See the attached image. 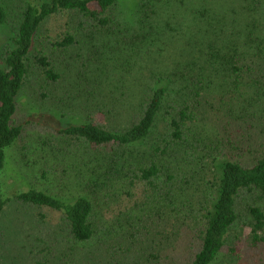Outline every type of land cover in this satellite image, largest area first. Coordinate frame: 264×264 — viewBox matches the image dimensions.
Returning a JSON list of instances; mask_svg holds the SVG:
<instances>
[{"label": "trees", "instance_id": "obj_1", "mask_svg": "<svg viewBox=\"0 0 264 264\" xmlns=\"http://www.w3.org/2000/svg\"><path fill=\"white\" fill-rule=\"evenodd\" d=\"M121 1L0 0V24L11 28L0 47V264L11 200L43 222L45 244L88 251L117 242L134 260L151 251L157 264H246L245 248L264 245V142L254 151L237 137L264 120V16L255 17L264 0H244L232 28L228 11H217L206 30L208 0H136L130 14ZM74 48L81 68L96 64L75 87L87 93L83 119L55 126L39 145L73 183L8 197L7 150L28 148L18 96L35 71L67 88L60 62ZM64 259L71 264L69 252Z\"/></svg>", "mask_w": 264, "mask_h": 264}, {"label": "rangeland", "instance_id": "obj_2", "mask_svg": "<svg viewBox=\"0 0 264 264\" xmlns=\"http://www.w3.org/2000/svg\"><path fill=\"white\" fill-rule=\"evenodd\" d=\"M212 1V4H211ZM124 10L127 14H130L136 3V0H122L121 1ZM208 6H211L214 10L210 11V18L206 25L201 26L203 30H206L210 22L213 20V16L217 11L223 9L228 11L229 17L227 18V27L232 28L238 25V20L241 22L242 2L244 0H208ZM17 3V0L14 2ZM11 6H16L12 4ZM255 12L256 19L260 22L264 16V3ZM214 11V12H213ZM254 14L252 18H255ZM174 18H171V21ZM174 21V20H173ZM264 21V20H263ZM262 22V21H261ZM188 24V23H187ZM217 27L219 25L214 23ZM225 26V27H226ZM47 27L54 37H59L63 32V26L59 25V22H49ZM185 29L188 33H197V29L194 26H189ZM11 33V28L0 24V47L6 42ZM226 31V35H227ZM222 34V33H221ZM198 35V34H197ZM201 34L200 36L202 37ZM236 34H234L235 37ZM206 38L207 35H204ZM205 37H202L204 40ZM200 39V37H198ZM86 51H89L87 45ZM194 53L199 56V49H195ZM71 56H63L60 64L62 70L66 74V87L61 83L55 84L52 82H46L45 79L37 76V71L33 74L32 81L28 83L26 88L22 90L18 96V111L16 114V121L20 124H24L26 127L25 144L28 148H24L20 141H17L11 148L7 150L8 163L4 172V188L6 195L9 197L15 191H24L31 187H38L46 189L51 193H59L66 190L70 186L68 178L57 175L56 172L60 170V167L49 157L50 151H41L40 142L47 135L54 134L55 126H67L72 123L82 121L84 116V106L82 103L86 102V92L82 96L76 92V86L80 75L84 73L88 76L92 75L94 65L91 63L81 68V66L74 62L72 59L79 57L81 51L74 48L70 52ZM166 59L169 57L165 56ZM83 71V73H82ZM69 89L75 96L71 95ZM51 93L52 97L45 98V93ZM65 95L67 98L61 102L60 97ZM29 120V122H27ZM258 122V123H257ZM255 122V128L260 130L256 132L254 129H246L242 132V139L238 136L237 139L243 143L250 142L254 146V151L260 148L264 142V120L261 122ZM239 149V148H238ZM236 149L235 153L237 158L244 160V162H251L252 156L250 153L240 152ZM47 157H44V156ZM44 170H47V178H44ZM6 220L5 227L7 229V235L4 238L3 243V264H29L37 257H41L46 260H50L51 264H64L67 260L64 259L69 252V260L71 264H157L156 262L148 261L151 257V251H146V255L134 260L137 257L135 251L129 256L124 248L117 242L113 245H98L91 247L88 251L80 250L75 244H69L59 240L56 245L50 242L45 244L40 237L43 230V222H40L33 212L18 205L15 200L9 201L6 205ZM20 219V221H19ZM145 219V218H144ZM154 219V216L151 217ZM148 220V219H147ZM150 220V219H149ZM19 222V224H18ZM60 223L59 218H54L49 221V226L52 227ZM18 224V225H17ZM141 229L143 225H140ZM154 231L158 227L153 226ZM14 228V230H13ZM19 229V230H18ZM13 230V231H12ZM14 233L12 236L10 234ZM168 246V241L165 242ZM54 246V247H53ZM147 245H144L145 248ZM169 247V246H168ZM135 248V247H133ZM160 249V248H157ZM146 256V257H145ZM145 257V258H144ZM144 258V259H143ZM151 259V258H150ZM246 264H264V245L258 249L245 248L244 257L241 259ZM49 261V262H50Z\"/></svg>", "mask_w": 264, "mask_h": 264}]
</instances>
